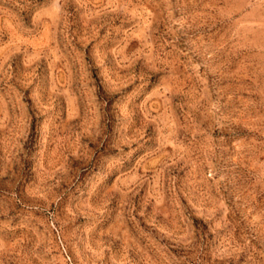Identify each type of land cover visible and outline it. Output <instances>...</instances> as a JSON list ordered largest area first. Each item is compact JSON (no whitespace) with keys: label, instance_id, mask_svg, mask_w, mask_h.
Listing matches in <instances>:
<instances>
[{"label":"rangeland","instance_id":"374dc122","mask_svg":"<svg viewBox=\"0 0 264 264\" xmlns=\"http://www.w3.org/2000/svg\"><path fill=\"white\" fill-rule=\"evenodd\" d=\"M0 264H264V0H0Z\"/></svg>","mask_w":264,"mask_h":264}]
</instances>
